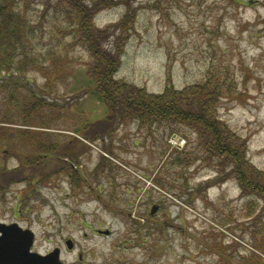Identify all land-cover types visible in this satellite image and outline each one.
<instances>
[{"label":"rangeland","instance_id":"374dc122","mask_svg":"<svg viewBox=\"0 0 264 264\" xmlns=\"http://www.w3.org/2000/svg\"><path fill=\"white\" fill-rule=\"evenodd\" d=\"M116 1L94 20L99 28L123 23L105 43L110 48L129 30L116 78L161 94L167 85L182 90L212 71L220 73L231 88L219 117L246 140L249 162L264 171V0ZM20 7L41 65L19 75L28 87L12 102L0 89V113L29 110L32 89L54 104L40 111L37 122L51 125L37 128L41 134L48 132L57 144L68 136L81 141L74 157L56 160L49 179L29 176L30 182L1 191L0 220L33 230V249L46 254L58 248L65 264H78L80 255L84 264H241L257 252L253 244L264 234V200L244 194L229 175L230 165L205 161L192 129L172 132L166 124L149 128L131 121L117 122L103 142L78 134L85 122L108 114L88 75L90 53L74 40L66 5L21 0ZM58 56L63 60L53 66ZM102 155L108 157L103 167ZM6 163L11 169L20 164L0 148V165ZM70 165L82 177L79 187L67 171Z\"/></svg>","mask_w":264,"mask_h":264},{"label":"trees","instance_id":"16d2710c","mask_svg":"<svg viewBox=\"0 0 264 264\" xmlns=\"http://www.w3.org/2000/svg\"><path fill=\"white\" fill-rule=\"evenodd\" d=\"M20 1L0 0V79L3 80L0 89L9 93L11 102L16 98L18 91L28 87L19 79V75H25L29 70L41 65L39 55L33 52L34 40L30 24L20 7ZM57 1L66 5L70 13L68 22L74 33V40L77 37L90 53V61L87 63L88 75L108 109V114L103 119L91 122L82 119L85 124L78 132L80 136L91 143L103 142L106 137L114 134L117 122L122 124L132 121L149 128L155 124H166L172 132L180 131V127L185 126L197 134L198 149H202V158L205 161L218 159L220 167L224 164L230 165L229 175L237 180L244 194H255L264 200V171L249 162L246 140L231 130L219 117L220 102L226 98L225 95L229 94L231 88H226L227 78L223 79L220 73L212 71L201 83L182 90L167 85L161 94L150 93L145 87L120 80L116 78V73L122 64L123 46L129 36V30L123 29L110 48L105 46V43L110 35L115 34L116 27L123 28V23L106 28H99L94 24L101 11L119 4V1L95 0L92 4L85 0ZM54 59L53 66L63 60L61 56ZM31 91L32 102L29 110L24 113H0V148L15 155L20 162L19 167L13 169L9 168L7 163L0 165V192L14 183L26 180L30 182L29 176L38 178L39 181L49 179L56 160L74 157L76 154L73 150L77 147V142L81 141L79 138L68 136L67 139L70 140L57 144L51 142L48 132L43 136L37 128L49 129L51 125L39 123L37 119L41 116L40 111L43 112L42 108L46 105L54 107V104L47 103L45 98L32 89ZM14 116L18 121L13 119ZM13 124L29 128L10 127ZM64 150L70 152L62 156ZM184 159L189 160L186 157ZM107 160L108 157L102 155V167ZM63 161L68 160L65 158ZM66 168L76 187H79L82 182L81 175L71 165ZM221 179L218 181L226 180ZM208 187V184L202 186L204 189ZM253 248L257 252L247 259L244 258L241 264H264V234L253 244Z\"/></svg>","mask_w":264,"mask_h":264},{"label":"water","instance_id":"95a60500","mask_svg":"<svg viewBox=\"0 0 264 264\" xmlns=\"http://www.w3.org/2000/svg\"><path fill=\"white\" fill-rule=\"evenodd\" d=\"M157 211L154 207L152 213ZM17 224L7 226L0 222V264H64L61 260L60 249H55L48 255L32 251L35 235L31 230L23 231ZM107 234L108 232H102ZM69 249L73 248V242L68 241Z\"/></svg>","mask_w":264,"mask_h":264},{"label":"flooded vegetation","instance_id":"af4514ba","mask_svg":"<svg viewBox=\"0 0 264 264\" xmlns=\"http://www.w3.org/2000/svg\"><path fill=\"white\" fill-rule=\"evenodd\" d=\"M158 207H159V209H160V206H159V205H158ZM0 221H1V220H0ZM1 222L7 224V223L4 222V221H1ZM11 224H18L19 227H20L23 231H25V230H27V229H30V228H28V227H26V226H22V225H20L18 222L10 223V224H7V225H11ZM22 230H20V233H21V234H24V232H23ZM99 231H100V230H97V231H96V234H99V235H100V232H99ZM112 235H113V232L110 230L108 236L110 237V236H112ZM0 237H1V233H0ZM33 248H34V246H33ZM33 248H32V251H35ZM35 252H36V251H35ZM48 253H50V252H48ZM48 253H46V254H48ZM78 264H84V258H83L82 255H80V257H79V263H78Z\"/></svg>","mask_w":264,"mask_h":264}]
</instances>
